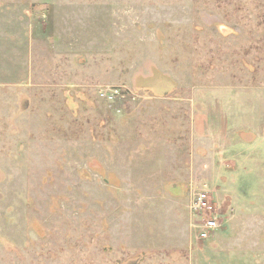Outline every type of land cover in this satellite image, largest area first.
I'll return each mask as SVG.
<instances>
[{
  "label": "rangeland",
  "instance_id": "1",
  "mask_svg": "<svg viewBox=\"0 0 264 264\" xmlns=\"http://www.w3.org/2000/svg\"><path fill=\"white\" fill-rule=\"evenodd\" d=\"M0 264H264V0H0Z\"/></svg>",
  "mask_w": 264,
  "mask_h": 264
},
{
  "label": "built area",
  "instance_id": "2",
  "mask_svg": "<svg viewBox=\"0 0 264 264\" xmlns=\"http://www.w3.org/2000/svg\"><path fill=\"white\" fill-rule=\"evenodd\" d=\"M118 93V90L113 89L108 93H100V96H103L107 99H113L115 94ZM211 199L208 191L206 190H196L191 194V200L189 203V210L193 212L198 220L195 224L198 227V231L196 228V240L203 241L208 239L213 231L217 227L216 219L209 216V211L214 214L216 211V207L211 208Z\"/></svg>",
  "mask_w": 264,
  "mask_h": 264
},
{
  "label": "crops",
  "instance_id": "3",
  "mask_svg": "<svg viewBox=\"0 0 264 264\" xmlns=\"http://www.w3.org/2000/svg\"><path fill=\"white\" fill-rule=\"evenodd\" d=\"M193 107H195V106H193ZM192 107V109H191V112H190V122H191V124H192V127H193V129H194V133L192 134V141H195L197 138H198V136L200 137V136H203L204 137V133L203 134H201L200 132H198L199 130H200V126L201 125H198V123H197V119H198V115H199V113H198V111H195L196 109H194ZM195 114V115H194ZM193 118H195V120L193 119ZM202 129L204 130L205 128L204 127H202ZM248 139H250V138H248ZM216 140H215V137H214V142H215ZM209 148V147H208ZM220 148L221 147H219V148H216L217 149V153L214 155V154H212V156H211V159L212 160H215L217 157H221V155L220 154H218V151L220 150ZM199 156V155H198ZM198 156H197V158H198ZM195 158V157H194ZM193 162V161H192ZM223 163H227V161H223Z\"/></svg>",
  "mask_w": 264,
  "mask_h": 264
},
{
  "label": "flooded vegetation",
  "instance_id": "4",
  "mask_svg": "<svg viewBox=\"0 0 264 264\" xmlns=\"http://www.w3.org/2000/svg\"><path fill=\"white\" fill-rule=\"evenodd\" d=\"M155 88H157V89H159V90H157V89H154V88H152V90H154V91H157V92H162V94H164L165 93V91H166V87L165 86H160V87H158V86H154ZM161 90V91H160ZM217 209H218V207H216V211H217ZM219 210V209H218Z\"/></svg>",
  "mask_w": 264,
  "mask_h": 264
}]
</instances>
